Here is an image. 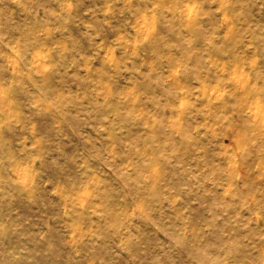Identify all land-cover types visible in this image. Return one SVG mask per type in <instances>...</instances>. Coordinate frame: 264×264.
<instances>
[{
    "label": "rangeland",
    "instance_id": "obj_1",
    "mask_svg": "<svg viewBox=\"0 0 264 264\" xmlns=\"http://www.w3.org/2000/svg\"><path fill=\"white\" fill-rule=\"evenodd\" d=\"M0 264H264V0H0Z\"/></svg>",
    "mask_w": 264,
    "mask_h": 264
}]
</instances>
